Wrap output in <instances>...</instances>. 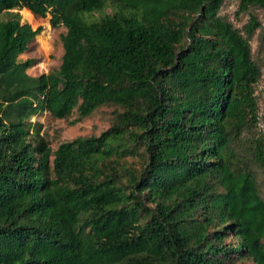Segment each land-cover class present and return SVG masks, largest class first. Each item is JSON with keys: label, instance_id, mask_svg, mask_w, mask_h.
I'll list each match as a JSON object with an SVG mask.
<instances>
[{"label": "trees", "instance_id": "1", "mask_svg": "<svg viewBox=\"0 0 264 264\" xmlns=\"http://www.w3.org/2000/svg\"><path fill=\"white\" fill-rule=\"evenodd\" d=\"M225 1L0 0V264H264L262 23ZM23 9L66 29L58 70L20 60L43 31ZM104 107L57 150L32 122Z\"/></svg>", "mask_w": 264, "mask_h": 264}, {"label": "rangeland", "instance_id": "2", "mask_svg": "<svg viewBox=\"0 0 264 264\" xmlns=\"http://www.w3.org/2000/svg\"><path fill=\"white\" fill-rule=\"evenodd\" d=\"M238 9L239 0H226L220 15L240 30L250 21L252 16L257 17L262 23V28L256 32L251 42L253 58L263 70L262 78L255 88L259 104V123L255 130L244 135L243 142L246 145L248 138L253 136L251 135L252 132L258 138H264V52L260 47V40L264 39V10L251 8L248 13L238 15ZM19 13L22 16L23 23L31 25L34 30L43 29L42 33L30 44L29 50L20 57L21 61L28 59L37 61L36 66L30 69L28 73L37 77L58 70L62 63V36L66 34V29L64 27L53 29L50 24V15L46 19H42L34 16L27 9L20 10ZM113 110L108 107L100 108L91 117L82 121H78L79 116L77 113L67 119H55L51 114L45 113L34 117L32 122H39L43 125L41 136L46 139L53 150H57L58 146L64 142H72L80 137L99 136L108 130L113 123ZM129 162L137 166L133 160H129ZM259 177L264 198V171L259 170Z\"/></svg>", "mask_w": 264, "mask_h": 264}]
</instances>
